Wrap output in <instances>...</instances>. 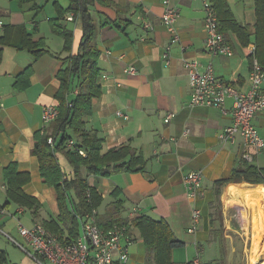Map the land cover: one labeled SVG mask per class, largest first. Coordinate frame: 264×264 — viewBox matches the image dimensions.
<instances>
[{"label": "crops", "instance_id": "0c3cea01", "mask_svg": "<svg viewBox=\"0 0 264 264\" xmlns=\"http://www.w3.org/2000/svg\"><path fill=\"white\" fill-rule=\"evenodd\" d=\"M38 1L36 6L20 7L14 1L0 0V37L5 27L23 25L32 40H44L43 51L38 55L10 46L1 47L0 251L10 264H39L32 258V248L19 236L18 222L26 228L42 224L55 230L53 233L63 240L80 233L78 216L71 218L72 223L68 225L60 219L62 206L58 193L41 178L32 149L37 134H43L51 126H43L42 112L48 105L58 107L55 99L60 88L58 73L66 67L65 59L78 53L82 31L79 22L72 21V13L66 12V19L59 21L72 31V44L66 50L64 39L52 33L47 19L50 33L61 40L54 43L55 51L50 50L46 37L40 33L41 23L38 25L35 21V16L44 10V5ZM50 1L57 2L63 9L68 6L67 0L65 3L46 0L45 4ZM224 1L232 19L248 28L249 43L242 45L234 32L224 28L222 34L231 47L232 56L211 57L204 49L202 0H173L179 9L175 23L179 41L170 48L168 64L161 58L170 37L161 23L162 0H97L89 9L96 24L95 46L99 52L96 85L100 96L91 101V114L84 119V131L102 140V154L129 146L145 161L139 172L92 174L86 179L88 187L102 199L96 209L97 226L102 218L127 222L124 224L134 240L128 248L129 264H145L146 261L144 242L131 222L139 216L168 226L180 243L171 252L173 264H189L197 255L202 263L218 260L224 255L218 245L219 233H216L220 226L223 245L228 239L231 244L233 236L241 242L246 243V238L251 241L252 231L258 227L253 218L250 229L245 232L247 221L240 218L243 209L230 203L232 197L227 195V189L229 186L250 191L260 189L264 194V184H223L217 202L213 183L229 178L234 170H243L244 165L264 169V155H257L252 147L245 146L239 135L233 143L221 142L219 135L232 125L233 98H225L224 111L209 106H189L191 90L183 67L184 60L196 61L199 72H203L210 63L218 80L239 92H247L251 68L249 50L255 40V2ZM52 6L58 16L56 5ZM145 23L151 29H145ZM128 68H133L134 72L125 73ZM76 93L79 94L77 88L69 97L73 98ZM169 113L173 118L165 123L164 118ZM252 124L264 140V112L257 113ZM244 154L250 155L251 160H244ZM56 156L62 172L67 179L71 178L73 169L64 154L56 153ZM61 157L68 167L61 166ZM10 165L15 166L17 173L28 175V181L20 184V190L36 200L37 208L21 206L10 197L5 176V169ZM198 171L202 173L201 193L192 200L187 197L184 177ZM112 198L121 201L119 208ZM71 201H77L73 189L69 190L63 208L71 209ZM194 209L200 211V218L190 231ZM118 222L99 228L107 230L114 224H123ZM203 254L207 257L205 261L201 259ZM40 262L49 264L44 259Z\"/></svg>", "mask_w": 264, "mask_h": 264}, {"label": "trees", "instance_id": "16d2710c", "mask_svg": "<svg viewBox=\"0 0 264 264\" xmlns=\"http://www.w3.org/2000/svg\"><path fill=\"white\" fill-rule=\"evenodd\" d=\"M22 7L26 4H34L38 0H11ZM97 0H67L68 6L63 9L58 6L56 10L58 16L49 21L52 33L64 39V49L69 50L72 44V31L59 24V21L66 19L65 13H72V21H78L82 31L81 42L78 47V53L71 55L65 60L66 67L58 73L60 88L55 99L58 102V117L51 123V126L43 134H37L36 143L32 149V154L36 156L39 163V173L46 184L56 188L58 201L62 206L60 219L63 223H72L76 216L80 217L101 206L102 199L97 193L88 187V175L106 176L111 172H139L144 168L145 161L140 154H136L129 146L118 149L108 150L102 154V140L94 134L84 131V119L91 114V101L100 96V88L96 85L98 75L97 60L98 50L95 46L96 24L92 19L89 9ZM213 1V0H212ZM256 23L254 40V58L264 68V0H254ZM214 7L217 11L219 21V31L227 28L234 32L240 39L242 45L249 43L250 33L247 27L237 24L227 10L224 0H214ZM222 25V28L220 26ZM44 40H32L31 35L26 31L25 26H7L4 28L3 35L0 37V57L1 47L10 46L17 50H26L35 55L43 51ZM252 59V57H251ZM77 88L79 94L73 98L69 94ZM52 139L53 147L47 141ZM75 140V147L84 151L85 156H80L77 152L66 149L68 140ZM56 153H63L69 165L73 169L71 178L67 179L59 167ZM85 171V174H84ZM5 176L8 179V193L19 205L28 208H37L36 200L24 195L20 190V184L28 181V175L16 172L15 166L10 165L5 169ZM249 183L264 184V169H257L251 166H245L240 171L234 170L227 179L213 183L215 187V200L218 202L220 187L223 184L230 183ZM73 189L76 194V202L71 201V209L63 208L65 199L68 198V192ZM264 190V189H263ZM89 195V198L86 195ZM114 197V196H113ZM116 208H119L121 201L112 198ZM72 211L71 217L70 212ZM72 218V219H71ZM221 222V219H219ZM127 223L121 219L102 218L99 221V227L104 229L110 223ZM122 221V222H121ZM132 226L137 230L140 238L144 242L146 250L145 264H173L171 252L180 245L171 234L168 226L162 221L153 220L147 216L134 218ZM42 225V224H41ZM46 230L54 234L55 230H50L42 225ZM221 226L216 233H219L221 239ZM55 235V234H54ZM56 236V235H55ZM57 237V236H56ZM77 236H71L66 239L58 240L62 243L72 242ZM218 241V245L223 251V242ZM0 264H10L6 256L0 251ZM201 264H225L223 255L213 263Z\"/></svg>", "mask_w": 264, "mask_h": 264}, {"label": "built area", "instance_id": "2783aa9c", "mask_svg": "<svg viewBox=\"0 0 264 264\" xmlns=\"http://www.w3.org/2000/svg\"><path fill=\"white\" fill-rule=\"evenodd\" d=\"M163 12L161 23L167 30L169 42L163 48L161 58L168 64L169 52L173 44L179 41L175 23L179 17V9L173 4V0H162ZM204 12L203 27L205 32L204 49L211 57H230L232 50L226 42L223 34L219 31L217 12L212 0H202ZM71 21V18L68 19ZM145 29H151L145 23ZM254 46H251V68L248 75V90L245 93L235 90L232 86L218 80L213 73V67L209 63L203 72H199V64L196 61H183V67L188 75L191 90L189 106H209L224 111L226 97L233 98L232 125L225 128L219 135L222 143H233L239 135L245 146L253 148L257 155H264V140L259 136L252 124V119L257 113L264 112V68L254 58ZM127 74L134 72L133 68L124 70ZM77 94V93H76ZM59 111L55 105L45 106L42 112V124L44 127L51 124ZM125 118V116H124ZM173 118L169 113L164 118L168 123ZM47 143L52 146V139ZM74 140L67 141L66 146L84 156V151L75 147ZM246 161L251 160L248 154L243 155ZM186 194L189 199L195 200L201 193L202 173L190 172L184 177ZM89 198V195H86ZM96 211L93 210L78 217L80 233L72 242H60L58 238L46 230L42 225L35 224L32 228H26L19 222L17 231L19 236L32 248V258L39 264L41 259L49 264H129V246L134 240L125 224H114L107 230H101L95 221ZM200 211L192 212V225L190 231L198 223ZM14 244H19L11 237L6 236ZM189 264H201L197 255Z\"/></svg>", "mask_w": 264, "mask_h": 264}, {"label": "rangeland", "instance_id": "374dc122", "mask_svg": "<svg viewBox=\"0 0 264 264\" xmlns=\"http://www.w3.org/2000/svg\"><path fill=\"white\" fill-rule=\"evenodd\" d=\"M56 1V0H55ZM58 2H66V0H57ZM46 0H39L38 3H41V5H44V10L36 15L35 13V21L38 23H41L40 27V33L43 37H46L47 44L49 45L50 50L55 51V42H61V40L55 36L54 34H51L47 25V19L51 20L54 19V17L57 16L56 11L52 4L54 1L47 2L45 4ZM62 158V157H61ZM59 163L63 168L68 167L66 161L64 159H59ZM243 189V188H242ZM254 197V198H253ZM258 198V199H257ZM259 196L253 195L250 200H241V201H231L230 203L234 204V206H241L242 211L240 213V218L243 219V222L246 219V223L244 224L245 232L247 229L251 227V223L254 218V225L255 221L259 224L261 217H264V203L259 199ZM263 203V204H262ZM239 213V212H238ZM259 219V220H258ZM242 222V221H241ZM253 232V231H252ZM250 236V235H249ZM232 243H229V239L227 243H224L223 250H224V258H225V264H251L250 262V251L252 248V240L250 241V238H246L244 242L238 238L234 237L231 238ZM232 248L234 249L232 251ZM261 256L258 261H261ZM201 259L203 261L207 260L206 255H202Z\"/></svg>", "mask_w": 264, "mask_h": 264}, {"label": "bare ground", "instance_id": "6f19581e", "mask_svg": "<svg viewBox=\"0 0 264 264\" xmlns=\"http://www.w3.org/2000/svg\"><path fill=\"white\" fill-rule=\"evenodd\" d=\"M227 195L232 197V201L250 200L251 197L255 195L259 196V199H261V201L264 203V194L260 189L250 191L241 190L237 186H229L227 189ZM257 226L258 227L256 229H253L250 262L251 264H264V217H261V220ZM260 256L262 257L261 261H258L260 259Z\"/></svg>", "mask_w": 264, "mask_h": 264}]
</instances>
